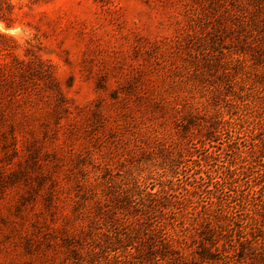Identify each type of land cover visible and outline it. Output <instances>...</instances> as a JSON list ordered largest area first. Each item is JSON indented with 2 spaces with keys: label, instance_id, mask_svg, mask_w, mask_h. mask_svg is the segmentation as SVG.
<instances>
[{
  "label": "rangeland",
  "instance_id": "rangeland-1",
  "mask_svg": "<svg viewBox=\"0 0 264 264\" xmlns=\"http://www.w3.org/2000/svg\"><path fill=\"white\" fill-rule=\"evenodd\" d=\"M160 225L264 264V0H0V264H172Z\"/></svg>",
  "mask_w": 264,
  "mask_h": 264
},
{
  "label": "trees",
  "instance_id": "trees-1",
  "mask_svg": "<svg viewBox=\"0 0 264 264\" xmlns=\"http://www.w3.org/2000/svg\"><path fill=\"white\" fill-rule=\"evenodd\" d=\"M218 130V126H212V130L208 129L204 135L205 138H214L213 134H216ZM175 196L169 197L170 200L173 199ZM213 199H216L215 202L212 199V203L218 204V197L213 196ZM152 205L156 203V201L152 200ZM156 205V204H155ZM233 208H221L220 212H216V214L211 215L210 217L207 216L205 222L209 225V228H205L207 231L198 233V236L195 239H201L200 242L202 243L201 247V254L200 259H202L206 263H210L213 261V254L218 250V239L224 236L226 233L227 227L231 228V223L236 220V217L232 211ZM238 221V220H237ZM223 223H225V228L223 229ZM153 230L150 231V234L147 236L149 238L148 244L146 243L144 247H147V255L151 254L152 256L155 253L160 254V258L166 259L168 258L172 264H177V261L185 259L186 255L184 254V248L182 242H184L187 236H183L179 233H166L164 229L160 226H154ZM204 229V230H205ZM203 230V231H204ZM199 237V238H198ZM243 239L244 236H241ZM259 261L264 263V256L259 255ZM197 260V259H196Z\"/></svg>",
  "mask_w": 264,
  "mask_h": 264
}]
</instances>
